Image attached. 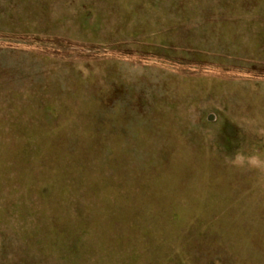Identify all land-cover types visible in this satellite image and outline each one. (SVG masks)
Masks as SVG:
<instances>
[{"label": "rangeland", "instance_id": "obj_1", "mask_svg": "<svg viewBox=\"0 0 264 264\" xmlns=\"http://www.w3.org/2000/svg\"><path fill=\"white\" fill-rule=\"evenodd\" d=\"M264 0H0V264H264Z\"/></svg>", "mask_w": 264, "mask_h": 264}, {"label": "clouds", "instance_id": "obj_2", "mask_svg": "<svg viewBox=\"0 0 264 264\" xmlns=\"http://www.w3.org/2000/svg\"><path fill=\"white\" fill-rule=\"evenodd\" d=\"M233 163L235 166H238V167L246 166L249 163L255 164L257 166L264 165V155L236 154L233 158Z\"/></svg>", "mask_w": 264, "mask_h": 264}]
</instances>
